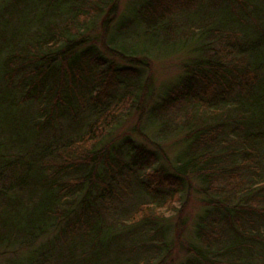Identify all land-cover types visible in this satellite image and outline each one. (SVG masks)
<instances>
[{
	"label": "trees",
	"instance_id": "1",
	"mask_svg": "<svg viewBox=\"0 0 264 264\" xmlns=\"http://www.w3.org/2000/svg\"><path fill=\"white\" fill-rule=\"evenodd\" d=\"M118 10L0 0V247L32 244L3 264H264V0H145L121 21L194 45L157 95L146 55L90 33ZM148 124L181 134L175 163Z\"/></svg>",
	"mask_w": 264,
	"mask_h": 264
},
{
	"label": "rangeland",
	"instance_id": "2",
	"mask_svg": "<svg viewBox=\"0 0 264 264\" xmlns=\"http://www.w3.org/2000/svg\"><path fill=\"white\" fill-rule=\"evenodd\" d=\"M144 1L145 0H118L119 10L117 21L112 24L111 32L109 33V35L107 36L108 32L103 33V20H98L90 33L93 34L92 36L98 37L97 40L100 46H102L103 43H108L119 49L127 50V52H133L134 54H137V56H139L140 54L146 55L149 59V67L148 69H146L145 74L146 77H152L156 89L155 93L157 95V93H159L160 90L167 84L174 82L179 74L183 71L184 64L190 58L188 50L192 49L194 45H192L189 41L190 43H188L186 47H182L181 43L175 45L173 44V42L168 43L167 39L163 41L164 38H166L165 35L168 33V31L165 35L163 32H161V30L157 35L150 34L146 32V29H144L141 24H138L137 21L133 23L132 27L128 31L124 33H118L119 23L123 20H126L127 18H134L136 10ZM47 18L48 16L44 17V20L48 21ZM180 22L181 26H183L184 22L181 19ZM169 41H172V38H169ZM132 114L133 115L127 119L126 123L119 131L120 133L126 131L125 129L136 121L137 114ZM151 126L153 125L148 124L147 126H145V129L151 135L152 139L163 144L170 158V161L175 163L176 156L182 151V148L177 145L181 134L175 131L174 128H168L167 130L161 131L160 128L152 129ZM139 141L142 142V139H140ZM133 201L134 198L128 197L124 201V204L128 206ZM201 206L202 203L199 193H196V190L194 188L191 189V192L187 197V203L183 207L184 215L188 220V226L183 233V239H189L190 241H192V238L194 237V222L200 212ZM172 220L174 223L176 219L174 218ZM173 230L174 227L172 226L170 230L171 235H173ZM126 240L128 241V238ZM28 246L31 247L32 244L28 243L22 247L1 246L0 264H3L5 261L9 260V258L13 255H26L28 253ZM175 253L176 256L179 254L178 246L175 250ZM182 254L184 256V252L180 248V255ZM14 261L9 262L13 263Z\"/></svg>",
	"mask_w": 264,
	"mask_h": 264
}]
</instances>
